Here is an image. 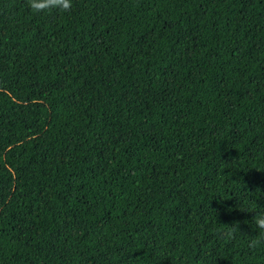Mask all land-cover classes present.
I'll list each match as a JSON object with an SVG mask.
<instances>
[{
	"label": "trees",
	"instance_id": "16d2710c",
	"mask_svg": "<svg viewBox=\"0 0 264 264\" xmlns=\"http://www.w3.org/2000/svg\"><path fill=\"white\" fill-rule=\"evenodd\" d=\"M262 209L264 0H0V264H264Z\"/></svg>",
	"mask_w": 264,
	"mask_h": 264
},
{
	"label": "clouds",
	"instance_id": "9594fccd",
	"mask_svg": "<svg viewBox=\"0 0 264 264\" xmlns=\"http://www.w3.org/2000/svg\"><path fill=\"white\" fill-rule=\"evenodd\" d=\"M71 6V0H28V7L34 12L67 10ZM245 210H248L250 204L242 201ZM252 223L257 231L259 238L264 239V209L255 211L252 217ZM197 264H202L198 261Z\"/></svg>",
	"mask_w": 264,
	"mask_h": 264
}]
</instances>
